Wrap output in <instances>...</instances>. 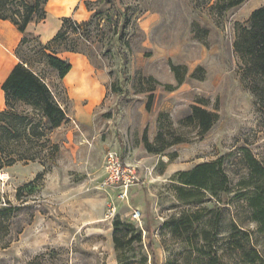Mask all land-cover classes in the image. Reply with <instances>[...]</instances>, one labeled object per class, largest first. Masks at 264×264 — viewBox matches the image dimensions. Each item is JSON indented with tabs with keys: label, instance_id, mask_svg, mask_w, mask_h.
<instances>
[{
	"label": "rangeland",
	"instance_id": "rangeland-1",
	"mask_svg": "<svg viewBox=\"0 0 264 264\" xmlns=\"http://www.w3.org/2000/svg\"><path fill=\"white\" fill-rule=\"evenodd\" d=\"M262 6L247 0L219 18L205 0H79L70 14L83 28L68 44L80 53L59 57L81 68L85 92L35 66L68 121L46 126L60 147L53 160L0 173V209L11 208L0 228V264H153L152 252L157 264H264V227L251 208L260 177H251L244 153L264 168V112L240 82L233 48L236 24ZM48 21L32 25L21 58H32ZM194 107L217 116L209 132L187 121ZM15 111L32 112L22 103ZM109 152L136 169L127 200L105 184ZM213 162L217 197L201 190L181 201L176 174ZM117 220L133 226L121 237L135 238L119 251Z\"/></svg>",
	"mask_w": 264,
	"mask_h": 264
},
{
	"label": "trees",
	"instance_id": "trees-1",
	"mask_svg": "<svg viewBox=\"0 0 264 264\" xmlns=\"http://www.w3.org/2000/svg\"><path fill=\"white\" fill-rule=\"evenodd\" d=\"M246 1L205 0V3L217 17L221 18L228 10L239 7ZM49 2L50 0H0V21L11 23L23 36L16 50V56L20 62L2 86L6 109L0 110V173L20 162H49L60 151L59 145L52 142L46 126H50L51 129L59 128L68 121V118L56 102L45 78L38 73L35 66L43 64L57 72L60 79H64L72 71V65L59 57V54L80 53L70 48L68 42L70 33L80 35L83 26L72 18H64L60 31L47 44H43L39 37H36L38 46L31 51L33 53L31 59H24L19 55V49L30 41L29 26L40 24L47 19ZM233 48L239 62L240 82L245 91L254 98L260 110L264 112V6L254 10L245 24H236ZM172 70L176 80L181 84L183 79L180 76V69L172 66ZM152 97L150 96V99H153ZM19 103L30 107L32 112L15 111V106ZM216 119L217 116L214 113L194 107L187 121L198 125L201 133L205 134L211 130ZM145 139L147 142L146 137ZM179 143H182L180 138L170 143L169 146ZM244 153L248 160L251 177H260L256 184H253L256 186V197L252 199L255 204H252L251 208L254 211L255 222L262 228L264 227V189H262L264 168L248 150H244ZM218 164V162L204 163L191 171L177 173V181L181 184L177 187L179 199L187 203L201 190L217 197L215 177L218 176L216 172ZM224 178L227 181V177L224 176ZM242 185L246 190L252 184ZM33 186L34 183H30L19 188L17 199L22 200L23 192ZM260 190L263 192L261 193ZM227 191L226 189L225 192ZM242 196L245 195L242 194ZM10 211L11 208L0 209V228L8 220L6 216ZM114 226L113 241L116 250L119 251L124 248L125 244H130L135 239L128 238V236L121 237L123 233H121V228H132L133 226L123 224L119 220L114 223ZM136 238L138 241L142 239L140 234ZM148 247L151 249V244ZM152 257L153 264H157L154 252H152Z\"/></svg>",
	"mask_w": 264,
	"mask_h": 264
},
{
	"label": "crops",
	"instance_id": "crops-1",
	"mask_svg": "<svg viewBox=\"0 0 264 264\" xmlns=\"http://www.w3.org/2000/svg\"><path fill=\"white\" fill-rule=\"evenodd\" d=\"M75 1L77 4L79 0H75ZM51 16L53 17L54 22L50 21L52 19ZM61 18L62 20L64 18H72L77 22L84 21V19L78 20L76 18H73L72 14L63 15L61 16ZM48 19H49L48 23L51 22V25L50 26L49 24L45 25L44 28H42L36 36L39 37L40 41L43 44H47L57 35L63 23L62 20L60 23H56V17L54 15H49V13L45 21H47ZM44 22H42V24ZM32 25H39V24H31L28 28V33H31L30 28L32 27ZM45 36H48L46 40H45ZM22 37L23 36L17 31V29L11 23L0 21V76L3 74V76L0 78V110L2 111L6 109L5 93L2 90V86L9 77L14 67L20 62L16 56V50L20 45ZM66 54H70V53H66ZM71 65H72V71L67 76L73 73L74 70L73 64Z\"/></svg>",
	"mask_w": 264,
	"mask_h": 264
},
{
	"label": "built area",
	"instance_id": "built-area-1",
	"mask_svg": "<svg viewBox=\"0 0 264 264\" xmlns=\"http://www.w3.org/2000/svg\"><path fill=\"white\" fill-rule=\"evenodd\" d=\"M106 180L105 184L121 192V199L127 200L130 188L134 187L139 181L136 169L126 164L121 155L116 152H109L106 155ZM142 213L134 210L132 219L140 221Z\"/></svg>",
	"mask_w": 264,
	"mask_h": 264
},
{
	"label": "bare ground",
	"instance_id": "bare-ground-1",
	"mask_svg": "<svg viewBox=\"0 0 264 264\" xmlns=\"http://www.w3.org/2000/svg\"><path fill=\"white\" fill-rule=\"evenodd\" d=\"M75 4H76L75 0H56L53 3H51V5H50V8H52V12L51 13H53V15H55V16H58V14L68 15V14H70L72 12V8L74 7ZM48 7H49V5H48ZM80 71H81V68L77 67L73 71V73H71L69 76H67L68 79L66 80L67 86L72 91L74 90L77 93L85 92L84 91L85 90L84 87H82L83 82L80 79H78V75H79ZM88 89H89V87H88ZM1 175H2V177L4 176L3 174H1Z\"/></svg>",
	"mask_w": 264,
	"mask_h": 264
}]
</instances>
